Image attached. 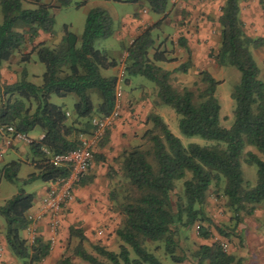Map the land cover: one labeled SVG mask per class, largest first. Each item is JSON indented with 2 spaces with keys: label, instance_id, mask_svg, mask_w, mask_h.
Listing matches in <instances>:
<instances>
[{
  "label": "trees",
  "instance_id": "16d2710c",
  "mask_svg": "<svg viewBox=\"0 0 264 264\" xmlns=\"http://www.w3.org/2000/svg\"><path fill=\"white\" fill-rule=\"evenodd\" d=\"M27 0H0V70L8 63L13 53L25 44L26 36L34 41L40 33L53 32L54 19L50 7L35 0L34 9H23ZM122 3L141 5L155 15L166 12L169 0H118ZM71 0H56L58 7H66ZM240 0H225L220 9L221 43L215 61L221 66H232L240 73L239 84L232 93L234 102L233 123L226 129L220 126V105L215 97L219 82L208 73H202L205 89L198 95L200 102L194 104V94L183 89L177 91L170 85V73L157 67L164 63V52H153L151 29L139 34L127 49L125 84L132 77H141L151 82L161 105L178 115V127L182 135L198 136L213 141L210 146L189 144L184 147L163 121L154 113L147 117L151 128L143 134L150 146L147 150L134 147L119 158L120 178L110 193L114 211L121 216L120 227L115 236L120 241L118 253L110 252L98 245L93 246L100 261L87 252V241L83 231L70 228L69 238L77 239L73 254L87 264H163L144 246L146 241L163 242L165 252L174 262L178 228L189 229L195 222L208 223L205 214L206 193L213 184L219 187L224 181L223 194L236 217L245 213L252 215L257 206L264 203V160L248 152L246 164L255 166L256 184L244 186L240 159L246 147L255 149L264 158V83L259 79V68L253 59L250 47H258L260 40L247 37L239 19ZM113 20L109 13L94 8L87 13L82 35L77 37L64 27L59 44L49 48L42 43L33 46L31 52L22 57L28 62L35 54L44 66L39 86L27 80L26 71L12 84L1 82L0 73V128L11 126L25 135L39 129L42 139L29 144L35 158L37 174L27 181L40 179L48 183L65 172L51 166L49 156L74 150L79 141L75 122L68 123L67 112L61 106L51 104V96L76 97L74 115L76 120L87 121L93 116L109 115L116 103L115 90L118 78L103 77L101 70L115 69L118 63L105 50L95 44L113 34ZM179 44L185 47L183 40ZM185 70V69H184ZM96 95L98 103L91 98ZM4 100V101H3ZM33 107H32V106ZM74 137L71 139V137ZM108 132L101 144L106 141ZM19 162H9L0 168V183H17ZM190 179L184 180L186 175ZM184 180L182 196H174L175 183ZM26 183V181H25ZM34 195L19 189L17 194L0 205V216L4 221V240L11 254L29 264H40L48 255L50 244L37 238L33 244L21 237L29 226L27 214L33 207ZM223 234L222 231H219ZM198 235L203 239L210 232L199 226ZM130 252L134 259L130 258ZM196 264H239L234 256L225 253L220 245L201 246L195 253ZM58 264H71L68 258Z\"/></svg>",
  "mask_w": 264,
  "mask_h": 264
},
{
  "label": "rangeland",
  "instance_id": "374dc122",
  "mask_svg": "<svg viewBox=\"0 0 264 264\" xmlns=\"http://www.w3.org/2000/svg\"><path fill=\"white\" fill-rule=\"evenodd\" d=\"M34 1L27 0L24 2L23 9L36 8ZM42 3L50 7L49 12L54 19L53 32L51 34L40 33L32 42L26 36L25 44L21 49L13 53L8 63L2 65L0 70L1 82L12 84L21 77V72L25 70L27 80L39 86L44 66L38 62L35 54L30 56L28 62H22V57L31 52L33 46L38 43H42L49 48L56 47L64 34L65 26L70 32L80 38L87 13L94 8H101L106 10L112 17L113 29L120 31L123 27H127V29H131V32H129L128 40L121 47L117 45L111 50L108 49L114 43L113 37H110L97 42L95 44L96 49L100 51L107 49L110 57L124 71L130 41L137 36L135 34H141L147 28L151 29L153 47L149 50V57H152L153 52H164L167 59L170 60L162 63L167 68L165 70L170 73V85L177 91H182L183 89L191 91L195 97L194 104L197 105L200 102L198 95L205 89V84L201 80L202 73L210 74L213 79L219 82L215 97L220 105V126L228 129L232 125L234 102L231 96L235 87L239 84L240 73L232 66H221L215 61V56L221 43V28L218 23L221 0H169L166 12L160 16L151 13L145 3L134 5L120 3L118 0H71L68 6L62 8L58 7L56 0H42ZM239 5L241 11V13L239 11V19L243 25L245 35L253 40H260L262 43L258 47L251 46L250 51L259 68V79L264 83V0H240ZM144 10L147 11L146 14L142 12ZM249 15L255 20L254 23L246 22V18ZM141 19L145 21L141 24L137 23ZM134 24H137V27L133 28ZM179 40L184 41L185 47L179 44ZM123 71L120 72L118 70L115 72L113 69L100 71L103 77L119 74L118 78L122 79L121 90L123 95L120 98V102L121 106L122 102L125 104V113L122 112L121 117L126 114L128 118H132L136 110L135 106L140 104L142 106L140 112L144 114V117L139 120L140 130L134 133L132 145L123 149L121 154L137 146L142 150L149 148L150 144L146 139H143V134L151 128L147 116L151 113L157 114V112L163 115L162 119L170 132L180 140L184 147L189 144H197L199 146L215 144L213 141L205 140L198 136L187 137L182 135L178 127V115L169 107L158 102L156 89L153 84L144 78L138 77L146 85L143 86L136 83L135 87L131 89L125 84L126 77ZM136 90H142L141 98L133 95V91ZM91 98L94 105H96L98 103L97 96L93 94ZM2 99L0 96V105L3 103ZM49 102L57 106L65 105L63 107L65 111L71 113V116H67L68 123L75 122L76 129L86 132L80 133L76 137L77 141L82 136L91 134L94 129L93 120L100 118L93 116L87 121V126H83L85 121H82V127L80 128V123L78 124V120L74 118L75 96L70 95L65 99L51 96ZM148 103H150L151 109L147 111L146 106ZM28 137L33 139L37 137V134L31 133ZM73 138L72 136L71 139ZM22 145L29 144L22 143L20 146L15 144L14 146L11 145L12 147H7L0 136V168L12 161L21 162L29 159L33 161V157L28 159L30 155L29 147ZM14 151L19 153H14ZM248 152L257 155L261 160H264V158L251 147H246L243 151L240 159L243 182L244 186L249 184L252 187L256 184L257 168L246 164L245 160ZM98 155L97 153L95 154V156ZM96 161H99L97 157H95ZM115 165L116 172L113 171L112 167V169H108V174L111 178L113 176L116 177L115 181H117L121 176V171L119 170V165ZM33 173H37L34 166L22 163L21 170L17 175V183L12 184L2 181L0 184V205L15 196L19 189H22L25 193L34 194V198L37 199L40 196V190L45 184L40 179L27 181L28 177ZM91 176L90 174L84 182ZM188 179H190L189 174L186 175L184 180ZM184 180L175 183L174 196H182ZM223 188L224 181L220 183L219 187H215L212 184L206 193L204 210L209 220L208 223L195 222L189 229L178 228L174 235L176 242L174 255L181 260L180 262H174L165 252L163 242L146 241L144 244L145 248L163 264H196L195 253L203 245L222 246L226 254L234 256L236 261L240 260L239 264H264V203L257 206L252 215L243 213L237 218L228 206L227 198L223 194ZM114 206L111 232L108 231L107 236L101 239L95 237L97 232H92L91 235L94 236L91 239H87L84 243L86 251L104 263H106V260L96 255L93 251V246L98 245L110 252L118 253L120 241L115 236V231L120 227L121 216L114 211ZM0 223L4 224L1 216ZM199 226L210 232L208 239H203L198 235ZM219 231H222L223 234H220ZM66 242L65 250L55 264L65 258H68L71 264H87L73 254L76 241L67 240ZM10 255L15 264H29L28 260L16 259L11 253ZM6 257L8 255L4 254V258ZM2 258L3 255L0 256V264L5 262ZM130 258H135L132 252H130ZM204 264H208V262Z\"/></svg>",
  "mask_w": 264,
  "mask_h": 264
},
{
  "label": "crops",
  "instance_id": "0c3cea01",
  "mask_svg": "<svg viewBox=\"0 0 264 264\" xmlns=\"http://www.w3.org/2000/svg\"><path fill=\"white\" fill-rule=\"evenodd\" d=\"M224 2L225 0H221V7L224 5ZM239 11H240V5H239ZM142 12L145 14L147 13L146 10ZM144 21L145 20L141 19L137 23L141 24ZM246 22L254 23L255 20L251 18V15H249L246 18ZM135 26L137 27V24H134L133 28ZM129 32H131V29H127V27H123L122 30L120 31L113 29V34L111 37H113V41L115 44L113 43L110 47H108V49L111 50V48H114L117 45L120 47L123 46L129 38L128 36ZM135 35L138 36L139 33ZM137 36H135V38ZM132 42L133 40L130 41L128 48L130 47ZM105 51H107V49ZM155 65L157 67L162 68L163 70L167 69L162 65V63H155ZM113 70L115 72H117L118 70L122 72L123 68H121L118 65ZM118 75L119 74H116V76L115 75L113 76L118 78ZM109 76H112V75H109ZM136 83H139L143 86L146 85L145 83H142L140 78L138 77L130 78L126 85H128L129 88L133 89ZM133 95H136V97L138 96V98H141L142 90L133 91ZM60 99H65V98H60ZM64 106L65 105H62L61 107H64ZM135 107H136V110L133 113L132 118H128L127 115L124 114V116L120 118V120L116 123V125L110 131H108V137L106 141L100 144V146L97 149L96 153L99 155L95 157H97L99 161H96L94 163V167L91 172V175H92L91 178L87 179L86 182L83 181L84 183L82 182L80 185H78L75 188L74 201L68 205L65 212L62 214L56 231L52 232L50 230V226L47 224V220H43L40 222L29 221L28 228L25 231L21 232V237L25 239L29 245L33 244V242L37 238H42L45 242L52 244V247L49 250V255L40 264H55V262L58 260V258L61 256V254L65 250L67 240L76 241V244H77V239L69 238L68 231L70 228L81 229L87 239H91L94 236V235H91L92 232H97L95 237H97L98 239H101L107 236L108 231L111 232V229L113 226V202L110 199V193L115 185L116 177L113 176L111 178L110 175L108 174V171H109L108 169H112L113 167V171L116 172L115 164H117L119 165V170H120L119 158L122 155L121 151L132 145V142L134 139V133L140 130V125L138 124H139V120H141L144 117V114L140 112L142 109L141 104ZM146 107H147V111L151 109L150 103H148ZM122 110H123V113H125V104L123 102H122ZM66 112L68 116H71V113H69L68 111ZM157 114L161 118H163V115H161V113L157 112ZM79 123H80L79 126L81 128L82 127L81 125L83 122L81 120H78V124ZM74 127L76 128V126ZM31 133L37 134L36 138H33V139L30 138L31 141L37 142L40 140L42 133L39 129H35ZM31 133L27 134V137ZM15 144L18 146L21 145L20 143H15ZM15 144H13V146ZM22 146L29 147V145H22ZM7 147H12V146H7ZM14 153H19V152L14 151ZM29 154L30 155L28 156V159L29 157L31 158L33 157L32 153L30 152V149H29ZM17 155H20V154H17ZM34 159L35 158L33 157V161H35ZM33 161L32 159H29V160L21 161V162L26 165L31 164L32 166L35 167V163ZM16 162H19V161H16ZM21 162L19 163L21 164V167H22ZM21 167H20V170H21ZM37 173H33V174H37ZM44 184L45 186L39 192L40 196L37 199L34 198L33 207L27 214L28 217L33 216L36 212H38L40 208L41 200L44 197L46 190L48 188V183H44ZM0 224H1L0 226V256L3 255L2 259L5 261L4 263H1V264H15L13 258H11V255H10L11 252L9 251L5 243V240H4V224L2 223ZM4 254L8 255V257L4 258Z\"/></svg>",
  "mask_w": 264,
  "mask_h": 264
},
{
  "label": "built area",
  "instance_id": "2783aa9c",
  "mask_svg": "<svg viewBox=\"0 0 264 264\" xmlns=\"http://www.w3.org/2000/svg\"><path fill=\"white\" fill-rule=\"evenodd\" d=\"M121 80L118 78L115 90L116 103L113 111L107 116L93 120V131L87 136H82L74 150L50 156L51 166L63 170L65 175L48 182V188L41 200L38 212L28 217V221L40 222L47 220L50 230L52 232L56 231L62 214L68 205L74 201L75 188L91 174L95 163V154L105 134L121 118L123 112L120 102L123 95ZM0 136L7 146L15 143L30 144L32 142L27 135L17 132L11 126L0 128ZM40 139H42V136ZM51 247L52 244H50Z\"/></svg>",
  "mask_w": 264,
  "mask_h": 264
}]
</instances>
